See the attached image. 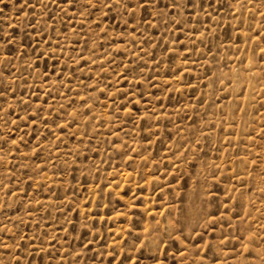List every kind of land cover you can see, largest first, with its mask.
<instances>
[{"label":"rangeland","instance_id":"1","mask_svg":"<svg viewBox=\"0 0 264 264\" xmlns=\"http://www.w3.org/2000/svg\"><path fill=\"white\" fill-rule=\"evenodd\" d=\"M0 264H264V0H0Z\"/></svg>","mask_w":264,"mask_h":264}]
</instances>
